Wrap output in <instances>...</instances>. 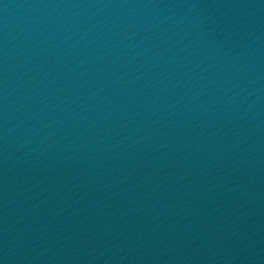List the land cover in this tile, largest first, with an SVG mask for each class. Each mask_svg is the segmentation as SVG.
I'll list each match as a JSON object with an SVG mask.
<instances>
[{"label": "water", "instance_id": "water-1", "mask_svg": "<svg viewBox=\"0 0 264 264\" xmlns=\"http://www.w3.org/2000/svg\"><path fill=\"white\" fill-rule=\"evenodd\" d=\"M0 264H264V0H0Z\"/></svg>", "mask_w": 264, "mask_h": 264}]
</instances>
